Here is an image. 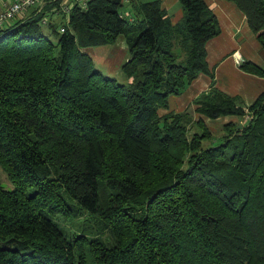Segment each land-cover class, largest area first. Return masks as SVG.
Listing matches in <instances>:
<instances>
[{"label":"trees","instance_id":"obj_1","mask_svg":"<svg viewBox=\"0 0 264 264\" xmlns=\"http://www.w3.org/2000/svg\"><path fill=\"white\" fill-rule=\"evenodd\" d=\"M178 1L173 21L158 0H90L61 32L62 1L45 0L0 29V166L15 185L0 183V264H264V91L243 107L215 86L218 17L206 0ZM226 1L264 49V0ZM126 4L143 18L124 16ZM44 19L56 44L38 31ZM120 37L127 84L87 53ZM239 67L264 78L261 65ZM200 76L211 85L194 119L164 111ZM247 117L215 141L206 124ZM69 201L97 234L66 238L51 217L70 216Z\"/></svg>","mask_w":264,"mask_h":264},{"label":"crops","instance_id":"obj_2","mask_svg":"<svg viewBox=\"0 0 264 264\" xmlns=\"http://www.w3.org/2000/svg\"><path fill=\"white\" fill-rule=\"evenodd\" d=\"M158 1L161 2L162 7L167 11V14L169 15V17H171L173 21H177L182 17V7L178 0H158ZM206 1L214 9L215 14L218 17L222 29V34H221L222 37L223 36L226 37L225 36L226 33L227 36L231 37V41H229L228 38L226 37L227 39L224 42L222 41V39H220L221 36L220 35L219 37L213 39L208 44L207 60L210 69H213L215 71L216 69L215 65L218 64L219 67L216 69L218 70V73H220L221 71L225 73L226 69H222V68H226L230 62L234 63L239 68L241 62L243 61H251L254 62L255 64L263 66L264 53L262 52L264 49L261 47L260 43L256 39L255 34L249 28L245 15H243L242 12L238 10L233 3L228 2L226 0H206ZM127 5L130 6V4ZM250 40H254V44L251 49L248 47V43ZM122 45L123 43L117 46L116 49L111 54L109 53V56L106 58L108 61L107 62L108 66L102 64L100 68L104 73H108L109 70L112 69L113 67L115 70L119 69L122 66V64L127 59H129L128 57L129 52L127 45L126 48H124ZM97 49L92 48L87 50V53L93 58L94 62H95V57L103 58L102 50L96 51ZM90 50H92V52ZM211 57H212V62H211ZM243 75L246 81H243V85L239 87V90H234V87H230V88H224V91H222L219 88L220 87L219 84H217L216 87L226 95H230V97H235L232 94V92L236 91L240 93L241 91L248 97V99H251L254 102L257 99V97L264 91V78L250 75L245 72H243ZM197 82L198 83L202 82L203 85L201 86L202 88H200V90L196 92L197 94L193 95V97L195 98H197L201 93H207L209 91L211 85V79L207 76H200L194 84L198 85ZM194 99L190 97L188 98V100L187 99L182 100V101H186L184 107L187 106L190 103V101L193 102ZM251 100H249V102L245 104L243 107L250 106L253 103L251 102Z\"/></svg>","mask_w":264,"mask_h":264},{"label":"rangeland","instance_id":"obj_3","mask_svg":"<svg viewBox=\"0 0 264 264\" xmlns=\"http://www.w3.org/2000/svg\"><path fill=\"white\" fill-rule=\"evenodd\" d=\"M136 4H138L140 1L141 3L144 2H150L153 0H135ZM121 13L126 16L127 18L131 19H142L143 15L141 13V11L138 8H133V6H128L127 4L124 5V7L121 9ZM58 19L54 20V23L57 25V27H59V23L57 21ZM18 20H15L11 23V25L15 24ZM221 27V25H220ZM38 31L40 34H43L47 39L53 41L55 44L57 43V39L54 36L52 29L44 24L43 22L40 23V25L38 26ZM222 34V32H221ZM220 34V35H221ZM229 41H231V37L227 36V33L225 35ZM226 37H222V35L220 36V39H222V41H226ZM256 37V36H255ZM257 41V40H256ZM121 43H123V47L126 48V43L123 37H120L116 43L114 44H110L106 47L103 48H99L96 51H100L102 50L103 53V58L102 57H95V68L99 70V68H101L102 64H105L106 66H108V61H107V57L109 56V53L111 54L117 46H119ZM254 44V40H250L248 43V47L251 49L252 46ZM92 52V50H90ZM98 53V52H97ZM264 53V50L263 52ZM255 54V51H254ZM129 57V55H128ZM127 57V58H128ZM129 59H127L125 62H127ZM258 61V59H257ZM102 62V63H101ZM124 62V63H125ZM211 62H212V57H211ZM123 63V64H124ZM122 64V65H123ZM122 67V66H121ZM121 67L119 69H114V67L112 69L109 70L108 73L105 74H109L108 76H111V78L115 79L118 83L120 84H127L128 81L125 77V75L123 74ZM219 67V65H215V68L217 69ZM263 68H264V64H263ZM215 69L214 75H215V86L217 84H219V88L224 91V88H230V87H234V90H239V87L241 85H243V81H246L244 79V75L243 72L241 71L240 67L238 68L234 63L230 62L226 68H222V69H226V72L223 73L222 71L220 73H218V70ZM198 83V82H197ZM202 82H199L198 85L194 84V85H190L188 86L185 91L183 92L182 95L176 96L173 95L171 97H169V108L167 110L164 111H168V110H172L174 112H183V111H188L190 113V115L193 117L194 119V107L192 105V101H190V103L184 107V104L186 101H182V100H188V98L192 97V99H194L195 97H193L194 94H197L196 92H198V90H200V88H202ZM225 94V93H224ZM232 94L235 96L236 98V102L238 105L240 106H244L245 104H247L249 102L248 97L242 93L240 91L239 92H232ZM230 96V95H228ZM246 100V101H245ZM251 102H253L251 100ZM164 111H162L163 113H165ZM196 118H198L197 115H195ZM249 119V120H248ZM251 118H244V119H238V118H225V119H220L216 122H211L209 120H206V124L207 127L212 131V137L213 140H217L218 138H221L224 134L225 131L223 130V125L233 121L234 123H240L241 125L246 124L247 121H250ZM242 128V126H241ZM240 129V128H239ZM195 130V127L193 128V126L191 125L190 127V132L192 133ZM213 141H205L204 142V146L207 147L210 144H212ZM0 183L7 189V190H14L15 185L12 183V181L9 179L8 175L3 171L2 167L0 166ZM33 193L32 189H29L27 191V196H30ZM70 206L72 207V213L70 214V216L68 217H64V216H54L51 217V219L58 224L59 228L62 230V232L64 233V235L66 236L67 239L73 241L75 238L81 237L83 234L89 236V237H93L95 234H97V230H98V226H97V221L95 220V217L90 215L87 211L83 210L82 208H80L75 202L69 201Z\"/></svg>","mask_w":264,"mask_h":264},{"label":"built area","instance_id":"obj_4","mask_svg":"<svg viewBox=\"0 0 264 264\" xmlns=\"http://www.w3.org/2000/svg\"><path fill=\"white\" fill-rule=\"evenodd\" d=\"M59 8L52 9L55 13V18L62 26L61 32L65 31V25L70 21L72 10L77 7L81 10H86L90 0H61ZM45 6V0H0V29L10 26L15 20H21L29 16L32 12H41ZM48 24V20L42 21Z\"/></svg>","mask_w":264,"mask_h":264},{"label":"water","instance_id":"obj_5","mask_svg":"<svg viewBox=\"0 0 264 264\" xmlns=\"http://www.w3.org/2000/svg\"><path fill=\"white\" fill-rule=\"evenodd\" d=\"M239 128H241V126H239Z\"/></svg>","mask_w":264,"mask_h":264}]
</instances>
